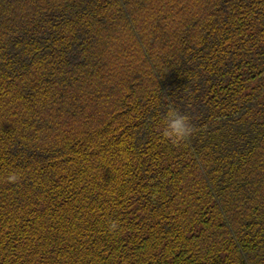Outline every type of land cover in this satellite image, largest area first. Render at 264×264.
Returning a JSON list of instances; mask_svg holds the SVG:
<instances>
[{
  "label": "trees",
  "instance_id": "16d2710c",
  "mask_svg": "<svg viewBox=\"0 0 264 264\" xmlns=\"http://www.w3.org/2000/svg\"><path fill=\"white\" fill-rule=\"evenodd\" d=\"M0 264H264V0H0Z\"/></svg>",
  "mask_w": 264,
  "mask_h": 264
},
{
  "label": "clouds",
  "instance_id": "9594fccd",
  "mask_svg": "<svg viewBox=\"0 0 264 264\" xmlns=\"http://www.w3.org/2000/svg\"><path fill=\"white\" fill-rule=\"evenodd\" d=\"M162 134L174 145H179L191 137L193 134V127L187 116L177 111H169L162 124ZM8 179L15 182L18 177L16 175H10ZM117 227L118 226L113 223L110 225V230L115 231Z\"/></svg>",
  "mask_w": 264,
  "mask_h": 264
}]
</instances>
